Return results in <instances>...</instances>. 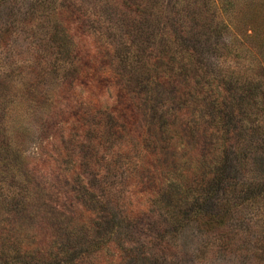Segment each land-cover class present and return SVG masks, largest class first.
Here are the masks:
<instances>
[{"label":"rangeland","instance_id":"obj_1","mask_svg":"<svg viewBox=\"0 0 264 264\" xmlns=\"http://www.w3.org/2000/svg\"><path fill=\"white\" fill-rule=\"evenodd\" d=\"M232 85L252 109L215 104L234 112L220 150L201 136L214 106L178 92ZM181 155L212 185L193 212L160 179ZM3 228L28 233L27 264H264V0H0Z\"/></svg>","mask_w":264,"mask_h":264},{"label":"trees","instance_id":"obj_2","mask_svg":"<svg viewBox=\"0 0 264 264\" xmlns=\"http://www.w3.org/2000/svg\"><path fill=\"white\" fill-rule=\"evenodd\" d=\"M59 43H60V39H59L58 44H55V46L58 50H59ZM63 43L65 44V42H63ZM56 63L57 62H55L54 64H56ZM142 72L144 74V80H143V78H140L139 80L148 81L147 78H149L151 72H153L152 65L151 64L145 65V68L142 70ZM119 78L120 77L117 76V77H115V79L113 81H114V84L116 81L118 88L121 89V87H120L121 81H119ZM78 79H79V77H78ZM80 80L77 81L78 85H80V83H78V82H80ZM111 83L112 82H110V84ZM114 84L112 85L113 87H111V88H109V87L104 88L103 93L109 95L111 90L115 91L116 87L114 88ZM154 84L156 87H159L161 85V83H157L156 81H154ZM139 85L141 86L143 92H145V94H147V91H149L148 87H145L141 84H139ZM246 88L247 87H245L244 85H240V86H233L232 85V86H229L227 88L223 87L222 88L223 92H222L221 101H214V102L212 100V95H213L212 92L208 98H204L205 97L204 94H202L201 96H198V97L190 96V95H188L187 91H183V93H182L181 90H179L178 95L180 96L179 100L183 101V107L186 104L188 105V108H189L187 110L188 114L189 113H196V112H193L191 110H195V104H198V101H204L202 108L205 107V111H208V109L206 107L212 106V105L214 106L211 110H209L210 111L208 113V120L209 121H208V123H206L205 126H203L204 132L202 133L201 136H207V134H208L209 137H212V135H213L214 137H216L217 140H222L219 142L220 143V150H222L224 144H227L228 142L231 143V139L229 140L226 136L228 134V131L224 130L225 129L224 126H226L227 121L229 122V119L231 118V116L234 115V112H233V109H228V110L224 111V110L220 109V107L217 108V106H215V104H220L221 107L224 105H226V106H237V105H239L238 103H236L237 101H235V103L233 102L232 93H237V92H235V90H236V91H238V96H239V99L241 100V101H239L241 103L240 105H243L245 108L252 109L251 105H250L251 99H248L250 97V95L247 94ZM108 89H110V90L107 93ZM245 97L247 99H244ZM127 101H130V99L127 98ZM145 101H147V100H145ZM227 115H230V116L227 117ZM189 116L193 119V117L191 115H189ZM231 120H233V118H231ZM193 121L195 122V120H193ZM260 130H261V126L257 125V126H254L253 128L247 127V130L245 132H253V131H260ZM242 132L243 131L240 130L239 134H241ZM66 151L67 150H65L64 152H66ZM220 153H223V152H220ZM64 158H66V155L63 156V159ZM176 162L179 165L178 166L179 167L178 172H174L172 170H168V168L167 169L164 168V173L162 175L163 178H160L161 182H164L165 185L171 184V185H173V187H176V188L179 187L180 192L177 189L176 190L178 191L180 197H182L183 199H185L187 201V203H189V211L193 212V209L194 210H196L197 208L200 209L201 205H206L209 198H211L212 193H210L209 191L210 190L212 191V185L210 183H207L208 185H207L205 190H203L205 186H203L202 188L200 187V182H199L201 180V178L199 177L200 171H199V173L197 172L199 169L197 168V161L195 162L194 159H192V161H191V158H187V157H185V159H183V156L181 155L180 157H178ZM217 162H220V161H217ZM223 162H225V161H221L220 163H223ZM154 163L156 164L155 159H154ZM216 165H218V164H216ZM220 168H221L220 166L216 167V169L213 170V174L211 173L210 176L205 174L204 176L202 175L201 177L205 178L206 176H208L209 180L211 178L214 179V177L219 173ZM215 170H218V172H216ZM201 174L202 173H200V175ZM219 174H220V176L222 175V173H219ZM219 180L220 179L214 180V184L216 182H218ZM232 186H233L232 184L229 186L228 193H230V194L232 191ZM213 190L216 191V189H213ZM241 194H242L241 191L239 194H237V196H236V194H234V195L231 194V196H228L229 194L226 193V195H227L226 198H227V200H230V202L232 201V205H234L236 201H238L239 199L242 198ZM194 201H195V203L197 201L200 202L199 204H201V205L200 206L198 205L196 208ZM227 207L229 210L230 203L229 204L227 202L220 203L217 212L213 213L214 217L211 215L210 218L212 220H213V218H219L220 213L225 211ZM222 218H224V217H222ZM201 220L202 221L205 220V217L202 216ZM9 226H11V224ZM2 233L5 234V236H7V235L10 236L11 239L6 241V242L10 244L9 246H12L14 248H8L9 251L4 252L6 254V258H4L3 255H0V264H27L24 262H20V258L22 259V255L24 253L25 254H24L23 258H25L26 255L27 256L29 255L28 251H26L24 248H21V247H23L22 244L25 243L26 240L30 241L29 240L30 238L26 237L28 235V233L27 234L21 233V231L19 232L17 229L14 231H12L11 229H8V231H6V233H5L4 228L0 231V234H2ZM8 233H10V234H8ZM35 250H38V249H35ZM26 252H28V253H26ZM1 253H3L2 248L0 249V254ZM30 254H34V253L31 252ZM47 259L46 258L41 259V258L36 257V259H34V262L33 261L32 262L34 264H48ZM57 259H59V258H53L52 264L57 262ZM24 260H26V259H23L21 261H24ZM30 260H31V255H30Z\"/></svg>","mask_w":264,"mask_h":264}]
</instances>
